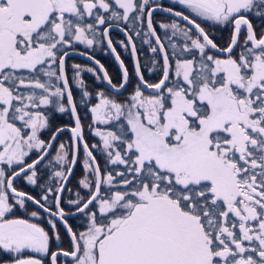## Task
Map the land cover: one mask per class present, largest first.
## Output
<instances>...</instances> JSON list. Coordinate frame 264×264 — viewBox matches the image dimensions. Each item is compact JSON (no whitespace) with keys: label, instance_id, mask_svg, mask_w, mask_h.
I'll list each match as a JSON object with an SVG mask.
<instances>
[{"label":"snow or ice","instance_id":"obj_1","mask_svg":"<svg viewBox=\"0 0 264 264\" xmlns=\"http://www.w3.org/2000/svg\"><path fill=\"white\" fill-rule=\"evenodd\" d=\"M177 2L202 22L230 27L228 46L219 47L195 18L152 0H0V264H44L45 258L57 264L61 256L71 257L67 264H264V29L258 38L248 18L264 21V0ZM157 10L185 22H157L174 63L154 26ZM109 21L127 24L162 58L148 69L155 72L159 64V81L149 83L133 35L120 29L129 44H119L125 51L130 47L134 59L133 94L124 103L98 91L90 108L97 124L126 121L119 134L94 132L108 163L124 166L119 180L111 171L101 172L84 140L65 65L66 49L92 48L107 38L121 69L119 85L94 62L110 89L126 90L129 73L109 37ZM98 26L106 27L101 32ZM176 37L180 44L173 42ZM212 50L226 58L209 54ZM72 68L78 88L86 89L82 72L101 79L91 67ZM147 89L151 94L145 95ZM90 96L84 90L80 103ZM55 113L69 114L74 127L51 123ZM44 130L50 132L47 141L40 135ZM65 131L69 144L58 141ZM81 145L90 176L78 184L87 195L76 192L64 200ZM33 150L37 158L28 163ZM53 150L44 166L54 159L65 167L41 182L37 166ZM18 180L41 192L18 190ZM77 214L87 220L84 231H73L68 223ZM58 225L69 236L71 251H50L51 242L61 239Z\"/></svg>","mask_w":264,"mask_h":264},{"label":"flooded vegetation","instance_id":"obj_2","mask_svg":"<svg viewBox=\"0 0 264 264\" xmlns=\"http://www.w3.org/2000/svg\"><path fill=\"white\" fill-rule=\"evenodd\" d=\"M166 1L164 0V3H166L170 7H172L174 11H183L186 15H190L192 18H195L197 20V18L189 10L184 9L182 7H179L178 5H175V4H170V1H174V2L178 3L177 0H166ZM104 15L107 16V15H109V13H104ZM169 18L170 17L162 16V15H159V14L153 15L154 26H156V30H157V33L158 34H160V35L162 34V29L159 28L157 22L169 23L168 20H172V21L175 20L176 21V19H172V18L169 19ZM248 18L252 22V24L254 26V29L257 32V37L259 38V35L261 33V30L264 29V21L258 20L257 18H255V17H253L251 15H249ZM172 21H170V23ZM197 22L198 23H201V26L205 28V31H207L209 33L210 38H212L214 40V42L217 43V45L219 47L225 48V47L228 46V43L230 41V37H231V34H232L230 27L211 26L212 25V22H210V21L207 22L208 24L202 23L199 20H197ZM108 23L110 25H112L111 28H110V30H109V37L112 39L113 46L116 47L117 53L120 54V57L123 59V62L125 64L126 68L128 69V73H129V84H130V81H131V78H130V68H129V66H131V65L133 66V60H132V56H131V59L129 61H127V59L125 57L130 58V56L128 55V52L126 51V53L124 54V52L122 53L120 51V48H118V46L120 45L119 44V41H124L125 44H128L127 41H126V39H125V37L123 36V34L118 29H127L128 33L130 35H133V41L136 43V46H137V54H138V58H139L140 65H141V70H142V73L144 74L145 80H147L148 82L154 81L153 76L156 74V71L155 72H149L148 69L152 67V61L153 60L162 61L160 55L159 54H153V53H151L150 52V46L148 44L144 43L142 36L141 37L135 36L133 30L127 24H125L124 22L109 21ZM117 23H119V25H120L119 28L116 27V24ZM179 23L181 25L184 24L182 22H179ZM104 27H106V26H98L99 31L102 32L103 29H104ZM146 31H147L146 27H145V31L141 30L142 33L143 32H146ZM161 37H162V35H161ZM243 37H244V32L242 30V33H241V42L243 41ZM102 39H103V43H102V45H101L100 48L98 47V44L94 45L92 48H87V47L86 48H83L80 45H76L75 47L68 48L66 50L67 51L77 50V51L85 52V53L93 56L97 60H99L100 63L104 65L105 69L109 68L111 66V64H112L111 62H113L114 65L117 67L118 72L121 73V70L116 65L115 60H114L112 54L110 53V51L108 50V48L106 46V39L107 38H102ZM178 40L179 41H175V42L178 43V44H180L181 41H182V38H180ZM165 46H166V48H168V51L170 53V59L174 63V58L171 57V52L172 51L169 49V47L166 44H165ZM240 51H241V49L239 47L237 49H234L233 55L236 58H238ZM210 54L215 55V56H217L219 58H226V56H221L220 54H218L216 52H213V51H211ZM71 59H77V58H69L66 61V71H68L67 70L68 69V64H69V62H70ZM78 60H80V59H78ZM81 61L87 63V65H90V67L93 68V69H95L96 70V73L98 75H100V72H99L98 68H96L95 66H93L92 64H90L87 61H84V60H81ZM133 70H134V67H133ZM134 75L136 77L135 71H134ZM100 77H101V75H100ZM136 79H137V77H136ZM101 80H102V82H104L102 77H101ZM119 80H120V78H119ZM69 84L71 86L70 81H69ZM103 84H105V83H103ZM88 115H89V117L92 120L93 119V116H92V113L90 111V108L88 109ZM92 122H94V120H92ZM91 149L94 150L93 147H91ZM52 152L50 153V156H51ZM80 153L83 154V152H81V150H80ZM93 154H94V152H93ZM49 157H47L46 160L43 163H41V165H39L37 167L38 176H40L42 178L41 179V182H44L45 180H50L51 175H52V172L56 169V165L54 163H52V165H50L48 167H45L44 166V165H47L48 160H49ZM29 163H31V162H29ZM13 167H15V166H13ZM41 170L45 171V173H41ZM46 171H49V173H46ZM72 179H73V177H72ZM72 179H71V181H72ZM52 180H54V179H51V181ZM71 181L69 182L67 189H70V183H71ZM51 183L52 184H56V180L52 181ZM14 186H16L18 190L29 192L31 195H34V196H37V194L39 192H41V189L38 186L28 185L26 180L14 181ZM66 193L70 194L71 191H65V193L63 194V197L65 196ZM63 197H62V199H63ZM22 214H23L22 210L21 211H18L16 213L17 216H21ZM68 220H70V219H68ZM36 222H38V221H36ZM42 225L46 227V225L44 223ZM49 234H50V232H49ZM52 242L50 244V251H51V247H52ZM4 259L7 260L8 257L5 256ZM48 260H49V258H45L44 264H48L49 263Z\"/></svg>","mask_w":264,"mask_h":264},{"label":"trees","instance_id":"obj_3","mask_svg":"<svg viewBox=\"0 0 264 264\" xmlns=\"http://www.w3.org/2000/svg\"><path fill=\"white\" fill-rule=\"evenodd\" d=\"M164 7L168 8L170 6L165 5ZM111 63H112L111 66L109 68H107V72H108L109 76L112 78L113 83L119 85V83H120L119 78L121 79L120 73L118 72L117 67L114 65V63L113 62H111ZM70 64H72V65H74V64H85V65H87V63L82 62L81 60H78V59H71L68 66ZM159 64H162V61H159ZM159 64L157 65V70H156L157 75L155 74L153 76L154 81H150L149 83H157L159 81V79L161 77V70L159 68ZM129 68H130L131 81H130V84H129L127 91L123 95H120V96L113 95L108 90H106L102 80L101 79L98 80L96 78V75L90 74V73L84 74V77H83L85 84H86V89H77L74 86H71L72 91H73V97L77 102V110H78V113L80 114V117H81V123H82L83 129H84L85 141L89 144V147H92L93 145L96 146L94 148L93 152H94V155L96 156L97 162L100 165V168H101L103 173L106 172V170L108 168V164H109L108 163V157H107V155L103 149L102 140L100 139V137L95 136L94 131H92L93 122L88 115V109L90 106H92L96 102V99H97L96 93L98 91L104 92L105 95H108V96L116 99L119 102L128 103L130 101L128 94H133L135 85L137 83V79L134 75L133 66L131 65V66H129ZM68 69H69V67H68ZM84 90L89 91L91 96H90V98H88L87 102L83 104L84 106H82L80 103V100L82 98V92ZM145 95H149V94L145 93ZM124 122H126V121L123 118H121V120L118 121L117 123H114L113 125H107V126L100 128V129L104 130V131H115V132H117V134H119L117 126H119L121 123H124ZM51 123H53L54 125H61V126H65V125L66 126H73L72 117L67 113H65V114L55 113L53 119L51 120ZM49 137H50V132L48 130H44L41 132V138L42 139H45L47 141L49 139ZM63 139H68L71 141V138L67 133L61 135L58 141L60 142V140H63ZM57 146H58V144L56 145V147ZM54 152H55V150H53L49 159L54 157ZM83 157H84V155L80 153L78 166L75 170L73 179L70 183L71 193L70 194L66 193L65 196L63 197L64 200L71 199L73 197L74 192L76 190L80 189L78 181L80 179H82L84 177V175L87 174V173H85V171L83 169ZM36 158H37V155L35 154L32 156V158H29L27 162L28 163L32 162ZM52 163H54V161H52ZM58 167L59 166L56 165L55 170H58ZM41 173H45V171L41 170ZM46 173H49V171H46ZM52 181H54V180H52ZM103 191H104V188H102V193H103ZM72 211H75V210L72 209ZM82 218H84V217L80 216L79 218L68 220V223L72 226L73 231L77 232L78 229L84 227L85 222L82 220ZM58 229L60 230L59 234L63 236V239H64L63 244L65 246L66 244L69 243V236L67 235V233L65 232V230L63 229V227L61 225H58ZM55 248L56 247H54V244H53L51 247V251H55L54 250Z\"/></svg>","mask_w":264,"mask_h":264},{"label":"rangeland","instance_id":"obj_4","mask_svg":"<svg viewBox=\"0 0 264 264\" xmlns=\"http://www.w3.org/2000/svg\"><path fill=\"white\" fill-rule=\"evenodd\" d=\"M111 1V0H110ZM166 1V0H165ZM167 2V1H166ZM152 3H153V5H155L156 3H159L162 7H164L165 5L167 6L168 4H166V3H164V0H152ZM170 4H175V5H178L179 7H182V8H184V6L183 5H179L178 3H176V2H174V1H170ZM184 9H186V8H184ZM188 10V9H187ZM190 11V10H189ZM194 16H195V14L194 13H192ZM159 15H162V16H166V15H163V14H159ZM168 17V16H167ZM197 18V20H199L200 22H202V18H199V17H196ZM173 19V18H172ZM169 21V23H170V21H172V20H168ZM177 22H181V21H179V20H176ZM86 22H92V19L91 18H87V21ZM208 21H205V22H202V23H205V24H208L207 23ZM145 27H146V23H145V26L141 29V30H143V31H145ZM170 31V30H169ZM164 33H165V30H163L162 29V38L164 39ZM124 36V35H123ZM181 37H176V38H174V42L175 41H179L178 39H180ZM126 39V38H125ZM164 42H165V44L169 47V49L172 51V49H171V46H170V44H169V42H168V40L167 39H164ZM178 44V43H177ZM76 45H80V46H82L83 48H86V46H84V45H81V44H76ZM75 45V46H76ZM101 45H102V43H100V44H98V47L100 48L101 47ZM121 45H119L118 46V48H120V51L123 53L124 52V54L126 53V51H125V49H123V47L121 46ZM130 50V49H129ZM127 51L128 52V55L130 56V58H127V57H125L126 59H127V61H129L130 59H131V53H130V51ZM210 54V53H209ZM128 56V57H129ZM190 58V57H189ZM175 59V58H174ZM197 59H198V55H197ZM79 65H81L82 67H84V68H87V67H90L89 65H85V64H79ZM53 68H55L56 66L55 65H53L52 66ZM69 69H67L68 71H67V73H68V75H69V81H70V83H71V86H74L75 88H77V89H81V88H78L77 86H76V84H75V78H74V70H73V68H72V64H70L69 66ZM86 73H89V72H82L81 73V78L83 79V77H84V74H86ZM20 74H22V75H28V73H27V71L26 70H22L21 71V73ZM90 74H93V73H90ZM41 78L42 79H44V80H47V77H43V75L41 76ZM84 80V79H83ZM105 87V86H104ZM21 91H23V92H26L27 91V89H24L23 87L20 89ZM129 95V100H130V96L132 95V94H128ZM106 96H108V95H106ZM110 97V96H109ZM97 98V97H96ZM112 98V97H111ZM82 99V98H81ZM114 99V98H113ZM95 103H97V99H96V102ZM94 103V104H95ZM93 104V105H94ZM82 106H84L83 104H81ZM92 105V106H93ZM92 106H90L89 108H91ZM123 118V117H122ZM118 121H112V123L111 124H108V125H113L114 123H117ZM16 123H17V126L18 127H22V125H23V122L22 121H16ZM125 126H126V122H124L123 123ZM105 126H107V125H104V124H97V123H95V122H93V124H92V131H94L95 132V129L96 128H103V127H105ZM118 127V129H119V126H117ZM24 130V132L25 133H27V132H29V130L28 129H23ZM41 135V134H40ZM60 142H62V143H65V144H69V143H71V141L70 140H68V139H63V140H60ZM57 149H58V146L56 147ZM37 155V152H36V150H33L32 151V153H30V156L27 158V161H28V159L29 158H32V156L33 155ZM55 154H56V152H54V156H55ZM71 158V157H70ZM53 161H54V164L55 165H58L57 163H56V161L53 159ZM59 167H58V170H61V168L62 167H65V166H62V165H58ZM78 166V165H77ZM124 170V166H122V165H111L110 163L108 164V168H107V170L106 171H111L112 173H113V175L114 176H116V178H117V180H119L120 179V177L119 176H117V173L118 172H121V171H123ZM87 175H89L90 176V174H87ZM58 182L56 181V184H57ZM79 190H76L75 192H74V195H73V197L71 198V199H74L75 198V193L76 192H80V194L82 195V196H86L87 195V190H85V189H82V187L79 185ZM80 217V216H79ZM78 218V217H77ZM82 220L85 222V224H84V227L87 225V220H86V218H82ZM39 222V221H38ZM45 225H46V227L45 226H43V227H45V229L46 230H48L49 232H50V234L52 235V232H51V229H50V227H49V225H47V223H44ZM80 228V229H78L77 230V232H80V231H84V230H86V227L85 228ZM59 232H60V230H59ZM60 235V234H59ZM60 237H61V239H60V241H55V240H53V242H52V245L54 244V247H56L54 250L55 251H58L60 248H62V249H64V250H66V251H71V247H70V244L68 243V244H66L65 246H64V244H63V242H64V239H63V236L62 235H60ZM68 261H70V260H66V259H61V258H59L58 259V264H67V262ZM48 262H49V260H48ZM47 262V263H48ZM49 264V263H48Z\"/></svg>","mask_w":264,"mask_h":264},{"label":"water","instance_id":"obj_5","mask_svg":"<svg viewBox=\"0 0 264 264\" xmlns=\"http://www.w3.org/2000/svg\"><path fill=\"white\" fill-rule=\"evenodd\" d=\"M163 8H166V7H163ZM174 11V10H173ZM155 14H163V15H167V16H170V17H173V18H175V19H177V20H179V21H181V22H183V23H185L184 21H182L179 17H175V16H172V15H170L169 13H167V12H164V11H160V10H157V11H155V12H153V15H155ZM123 35H124V37L126 38V36H125V32L124 31H121L120 29H118ZM126 41L128 42V44H129V41L127 40V38H126ZM134 42V41H133ZM106 46H107V48H108V50L110 51V53L112 54V56H113V58H114V60H115V62H116V64H117V66H118V68L120 69V66H119V64H118V62L116 61V59H115V55L111 52V49L108 47V45H107V39H106ZM130 48V47H129ZM213 52H216L215 50H212ZM131 52V51H130ZM68 53H69V55L65 58V65H66V61L69 59V58H77V59H80V60H84V61H87V62H89L90 64H92L93 66H95L96 68H98V70H99V72H100V75H101V77L103 78V76H102V72H101V70H100V68H99V66L97 65V64H95V60H97L96 58H94V59H89L88 57H90L91 55H89V54H87V53H85V52H82V51H77V50H70V51H68ZM81 53H83V54H81ZM216 53H218V52H216ZM218 54H220L221 56H226V54H224V53H218ZM131 56H132V54H131ZM91 57H93V56H91ZM137 57H138V54H137ZM139 59V58H138ZM162 59V58H161ZM132 60H133V63H134V59H133V56H132ZM104 69H105V67H104ZM140 69H141V65H140ZM106 70V69H105ZM121 70V69H120ZM141 72H142V70H141ZM170 76H171V74H170ZM104 81V80H103ZM104 85H105V87L111 92V93H113V94H115V95H122V94H124L125 92H126V90H127V88H128V86H129V83H128V85H127V87H126V90L125 89H122V90H120V93H116V92H114L112 89H110V87L107 85V83H106V81H104ZM145 91V93H147V94H151V92H152V90H150V89H147V90H144ZM77 112H78V110H77ZM72 120H73V118H72ZM82 124V123H81ZM69 127H74V121H73V126H69ZM83 131H84V129H83ZM65 133H67L69 136H70V138H71V135H70V133L68 132V131H65L63 134H65ZM62 134V135H63ZM59 138H60V136H59ZM59 138H58V140H59ZM84 140H85V138H84ZM90 149H91V147H89ZM81 151L83 152V148H82V145H81ZM52 152V151H51ZM50 152V153H51ZM84 154V153H83ZM94 155V154H93ZM95 156V155H94ZM47 158V157H46ZM46 158H45V160H46ZM44 160V161H45ZM44 161H42L41 163H43ZM78 162H79V157L77 158V163L75 164V166H74V168H73V170H72V175L68 178V182H67V184H66V189H67V187H68V184H69V182L71 181V179H72V177H73V175H74V172H75V170H76V168H77V165H78ZM96 163H98L97 162V159H96ZM39 166V165H38ZM37 166V167H38ZM101 169V168H100ZM102 172V171H101ZM74 212V211H73ZM80 215L79 214H77L76 216H72V217H69L68 219H75V218H77V217H79ZM63 227V226H62ZM64 229V228H63ZM65 230V229H64ZM65 232H66V230H65ZM67 233V232H66ZM68 235V234H67ZM59 258H63V259H66V260H71V257H58V259ZM57 264H58V262H57Z\"/></svg>","mask_w":264,"mask_h":264},{"label":"bare ground","instance_id":"obj_6","mask_svg":"<svg viewBox=\"0 0 264 264\" xmlns=\"http://www.w3.org/2000/svg\"><path fill=\"white\" fill-rule=\"evenodd\" d=\"M167 16V15H166ZM168 17H170V16H168ZM170 18H173V17H170ZM173 19H175V18H173ZM177 20V19H176ZM183 23V22H182ZM147 29V28H146ZM128 43V42H127ZM121 58V57H120ZM122 59V58H121ZM123 60V59H122ZM116 63V62H115ZM134 64V63H133ZM117 65V64H116ZM125 65V64H124ZM126 67V66H125ZM107 70V69H106ZM104 83V82H103ZM105 89L106 90H108L106 87H105ZM109 91V90H108ZM110 92V91H109ZM111 93V92H110ZM113 94V93H112ZM113 95H115V94H113ZM123 95V94H122ZM116 96H120V95H116Z\"/></svg>","mask_w":264,"mask_h":264}]
</instances>
